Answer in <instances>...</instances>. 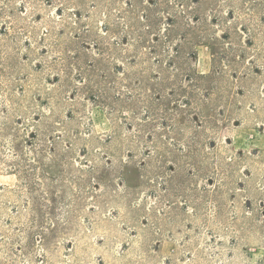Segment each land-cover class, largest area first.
Segmentation results:
<instances>
[{
    "label": "rangeland",
    "instance_id": "rangeland-1",
    "mask_svg": "<svg viewBox=\"0 0 264 264\" xmlns=\"http://www.w3.org/2000/svg\"><path fill=\"white\" fill-rule=\"evenodd\" d=\"M214 1L234 21L226 0ZM211 7L0 0V264H264V28L253 26L237 67L224 56L218 65L230 106L216 125L198 127L173 96L162 106L178 135L149 114L155 92L136 87L143 68L157 70L156 54L126 41L145 14L215 24ZM211 56L204 41L188 62L207 73Z\"/></svg>",
    "mask_w": 264,
    "mask_h": 264
},
{
    "label": "trees",
    "instance_id": "trees-1",
    "mask_svg": "<svg viewBox=\"0 0 264 264\" xmlns=\"http://www.w3.org/2000/svg\"><path fill=\"white\" fill-rule=\"evenodd\" d=\"M213 2L214 7H211V14L208 17L215 24H208L207 18L199 15L192 16L193 20L191 21L193 22L183 21L184 15L182 13L165 11L167 18L156 19L149 14H145L141 18L144 20V23L141 20L132 22L131 26L134 29L127 33V42L134 44L135 48H151L152 52L157 56L155 58L157 70H153V72L150 70L148 73L146 68H143L142 75L136 78V87H147L149 91L155 92L153 94L154 98L151 101H147L149 114L165 118L166 121L170 122L169 126L176 131V134L179 129V126L174 123L176 116L164 110L162 106H167V103L173 96L175 97L173 103H177L174 108L188 113L198 127L207 129L212 125H216L218 121L225 118V115H221L219 106L221 105L225 108L224 112L230 106V98L228 94L224 93L226 90L228 91L229 85H225L224 71L218 65L223 62L222 57L224 56L227 62L230 63L228 64L229 66L237 67L236 51L246 52V50L255 45L256 32H254L253 26L260 28V30L264 28V15L261 18L259 17V22L255 21L256 19L254 18L256 17H253L264 8V2L261 0H226L229 5L228 13H232L234 21L224 20L218 13L219 6L216 8V2L214 0ZM245 3L250 4L249 8L246 6L249 12H245L243 6ZM155 4H158V2L155 1ZM181 7H183V4H181ZM248 13L251 16L250 22L243 16ZM212 25H215L217 28L220 27V38L210 33ZM156 27L159 33L152 31ZM105 29L107 30V27ZM148 30H150L149 33L154 38L146 39L145 34ZM242 33H244L246 39V47L241 45ZM204 41H207L211 49L213 70L199 74L192 70L188 59L196 57V46ZM136 54L135 59L140 64L146 63L145 58H142L137 52ZM165 55L167 57L165 63L169 64L170 70L174 73L173 80L169 78L168 72L162 67V56ZM84 73L90 82L91 80L93 81V74L88 73L86 70H84ZM181 75L183 76V80L178 84V79ZM154 79H159L160 81H152ZM184 81L185 83H183ZM205 108L207 110L210 109L211 112L204 113ZM149 132L151 133V130ZM196 134L197 132H195ZM202 135L204 133H198L196 135L198 140L194 142H200ZM188 143L189 141L187 140L184 142V145ZM181 157L188 158L185 154L181 155ZM176 165L177 167L180 166L179 164Z\"/></svg>",
    "mask_w": 264,
    "mask_h": 264
}]
</instances>
